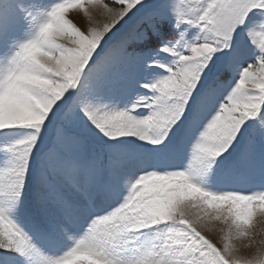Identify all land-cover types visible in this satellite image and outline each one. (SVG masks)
I'll return each mask as SVG.
<instances>
[{
  "label": "snow or ice",
  "instance_id": "snow-or-ice-1",
  "mask_svg": "<svg viewBox=\"0 0 264 264\" xmlns=\"http://www.w3.org/2000/svg\"><path fill=\"white\" fill-rule=\"evenodd\" d=\"M260 216L264 0H0V264H264Z\"/></svg>",
  "mask_w": 264,
  "mask_h": 264
},
{
  "label": "rangeland",
  "instance_id": "rangeland-1",
  "mask_svg": "<svg viewBox=\"0 0 264 264\" xmlns=\"http://www.w3.org/2000/svg\"><path fill=\"white\" fill-rule=\"evenodd\" d=\"M69 18H71V19H73L79 26H80V24L75 20V16L73 15V12H71L70 14H69ZM243 191H248L249 189H242ZM262 229H264V216H260L259 218H258V222H257V232H260ZM210 235V237L215 241L216 240V237H215V235L214 234H209ZM259 239V237H257V240ZM246 251H248V252H252V251H254V249H251V250H246Z\"/></svg>",
  "mask_w": 264,
  "mask_h": 264
},
{
  "label": "bare ground",
  "instance_id": "bare-ground-1",
  "mask_svg": "<svg viewBox=\"0 0 264 264\" xmlns=\"http://www.w3.org/2000/svg\"><path fill=\"white\" fill-rule=\"evenodd\" d=\"M73 15L75 16V20L83 28L85 26V20L82 18V16L80 14H78L77 12H73Z\"/></svg>",
  "mask_w": 264,
  "mask_h": 264
}]
</instances>
